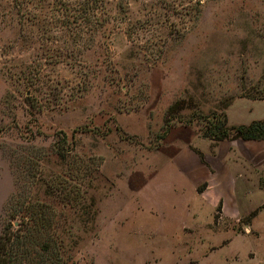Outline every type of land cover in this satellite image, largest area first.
<instances>
[{
  "label": "rangeland",
  "instance_id": "374dc122",
  "mask_svg": "<svg viewBox=\"0 0 264 264\" xmlns=\"http://www.w3.org/2000/svg\"><path fill=\"white\" fill-rule=\"evenodd\" d=\"M220 111L264 119V0H0V236L29 204L65 264H264V140ZM169 159L234 194L161 192Z\"/></svg>",
  "mask_w": 264,
  "mask_h": 264
},
{
  "label": "trees",
  "instance_id": "16d2710c",
  "mask_svg": "<svg viewBox=\"0 0 264 264\" xmlns=\"http://www.w3.org/2000/svg\"><path fill=\"white\" fill-rule=\"evenodd\" d=\"M197 119L203 120L202 135L215 142L222 140H264V119H254L249 123L229 125L226 113L211 112L197 114ZM64 157L63 154H61ZM25 203V200L23 201ZM39 204V203H38ZM48 207L44 202L39 204ZM26 204L23 214L12 211L8 216V224L16 216H21L23 229L11 230L6 227L0 236V264H65L60 252L62 240L56 241L52 234L53 225L45 209L31 210ZM41 208V207H39ZM221 208L218 204L217 210ZM264 208V204L261 205ZM257 210L250 214L254 215ZM216 219V215L214 216Z\"/></svg>",
  "mask_w": 264,
  "mask_h": 264
},
{
  "label": "crops",
  "instance_id": "0c3cea01",
  "mask_svg": "<svg viewBox=\"0 0 264 264\" xmlns=\"http://www.w3.org/2000/svg\"><path fill=\"white\" fill-rule=\"evenodd\" d=\"M222 141H225V140H222ZM222 141H219V142H222ZM233 141H242V140H233ZM248 141H260V140H248ZM248 141H245V142H248ZM161 173H162L161 179L158 178L159 182H161V185L159 186V188L161 192H164V193H171L173 188L175 190L176 188L175 185H177V183L184 182V184L186 183L189 186H193V190L196 195L207 196V198H210L212 200L213 205L217 204L218 206V204H221V207H222L221 199L224 200V197H227L230 194L231 195L234 194L233 186L229 188H225L224 186L219 184L221 179L219 178H216L215 180H213V178L210 179L211 176L208 175L207 172H205L203 166L199 164L198 162H196L194 159L190 160V162L187 163V165L184 167L183 165H180V163H175L173 159L164 160L161 162V165L159 166L158 171L152 177L157 176L156 174L160 175ZM152 177L148 178L147 181L144 184H142L140 189L137 191L139 194L140 205H143L141 202V198H140L141 196L140 192L142 188H144L147 185V183L150 181ZM205 179H206V182H203V186L201 188H196V186L198 185V182L201 180H205ZM244 189L247 190V187H245ZM157 197H158V202H159L158 205H161L162 196L159 195ZM217 206H216V209H217ZM159 209L161 210V207H159ZM214 216L212 218L213 223L216 222V219ZM184 227H188V226H184Z\"/></svg>",
  "mask_w": 264,
  "mask_h": 264
}]
</instances>
